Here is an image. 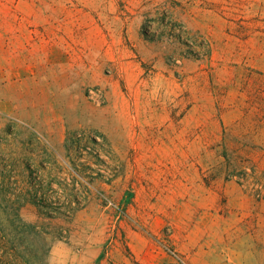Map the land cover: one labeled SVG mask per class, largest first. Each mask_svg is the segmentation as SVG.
Instances as JSON below:
<instances>
[{"label": "rangeland", "instance_id": "1", "mask_svg": "<svg viewBox=\"0 0 264 264\" xmlns=\"http://www.w3.org/2000/svg\"><path fill=\"white\" fill-rule=\"evenodd\" d=\"M0 264H264V0H0Z\"/></svg>", "mask_w": 264, "mask_h": 264}]
</instances>
